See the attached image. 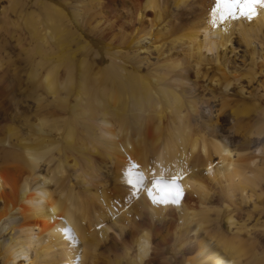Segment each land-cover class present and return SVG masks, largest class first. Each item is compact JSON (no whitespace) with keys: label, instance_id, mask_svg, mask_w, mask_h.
Instances as JSON below:
<instances>
[{"label":"bare ground","instance_id":"1","mask_svg":"<svg viewBox=\"0 0 264 264\" xmlns=\"http://www.w3.org/2000/svg\"><path fill=\"white\" fill-rule=\"evenodd\" d=\"M7 2L0 34L29 61L35 112L14 124L15 98L0 91V264H263L264 224L247 228L248 213L238 225L227 204L239 195L263 210L264 91L245 88L264 83V8L221 20L216 0H80L96 18L91 38L66 0H35L43 16ZM235 26L245 56L206 62ZM160 35L190 61L150 69L139 52ZM173 177L179 204H154Z\"/></svg>","mask_w":264,"mask_h":264},{"label":"rangeland","instance_id":"2","mask_svg":"<svg viewBox=\"0 0 264 264\" xmlns=\"http://www.w3.org/2000/svg\"><path fill=\"white\" fill-rule=\"evenodd\" d=\"M29 1L30 2H28L27 5H25L24 10H26L28 12L34 11V13H37V14H40L43 12V14H41V16H43L44 15V9L37 6V4H35V0H29ZM66 1L68 3V10L70 8L71 11L73 9H75V11L77 10L79 12L80 24L82 25L84 33L89 34V36H91V38H96L98 30L96 31L94 29V27L96 26V18L92 16L91 5L87 6L85 3H83V5H86V6L79 7L80 5H82V4H79L80 0H66ZM5 5L6 6L8 5L7 0H0V8L2 6L5 7ZM76 5L78 7H76ZM40 9H42V10L39 11ZM11 11L10 10L7 11V14L10 17V19H15V13L13 11L12 12ZM38 11L40 13H38ZM253 24H255V22L253 20L251 22L245 21L243 23V25L245 27L246 26L251 27ZM237 27L235 26L236 29L232 32V34L230 36V42L231 43L228 42L226 45V48L218 49L217 51H214V52L207 51L206 49H204L202 51V57L205 58L206 62H207V60H209L208 58L213 57V59H214L216 56H218V59H219V57L224 56V58L227 59L228 66L230 68L232 66H234L235 63H239V61L242 59V57L245 56L244 53L246 51V48L244 46L245 44L241 40V37H239V35L237 33V31H239L238 30L239 28L237 29ZM252 28L254 29V26H252ZM252 31H255V30H252ZM257 31H258L257 35L259 36L258 40H260V41L264 40V28L261 31L259 29H257ZM259 31L261 32V34ZM1 34H0V36H1L0 40H4V38H5L7 41V39L10 38V39H8L9 41H7L8 43L7 42L5 43L4 47H8L7 45H9V48H5V52L7 51V54L11 55V62L8 65L5 64L4 66L0 67L1 68L0 69V86L2 85L0 87V91L3 92V96H2L3 98L2 99H4V101H6V99H7V101L10 100V97L12 96V99L15 98V100L18 102V104H17V102L15 100L13 101L14 107H13V109H11L12 111H10V112H12V113H10V116L14 119L13 120L14 124L17 125L21 122V120H23L26 117H31L32 114H34V112H35L34 103L31 101V99H28V97H26L27 93H29V90H30V85H29L28 81L26 80V74L28 72L30 65L28 63L29 61L26 62L25 60H23L24 56L22 54H20L19 47L17 48V46H16L17 42L15 43V40H13L16 37H14V38L8 37L9 35L4 34L3 32ZM22 37H24V35H22ZM165 38H166L165 36L160 35L156 41L153 40L152 42L149 43V41L147 40L144 43H142V49L139 52V58L145 60L144 62H146L148 64L150 69L161 66V65L165 64L167 61L173 60L175 58L185 59L187 61L188 60L190 61V58L188 55L189 51L187 52L188 49L186 47L184 48L185 45H181V46L177 45L178 47L177 46L171 47L169 40H167ZM11 40H13V41H11ZM9 42H10V44H9ZM153 42H155V43H153ZM13 43H14V45H13ZM22 44L24 45V47H26L25 43H22ZM155 47H160V50H157ZM230 49H232L233 52H231ZM223 53H224V55H223ZM4 56H5V54L3 53L2 50H0V58H2V57L4 58ZM246 58H248V56H246L245 59ZM198 59L199 58L196 55H194L193 59L191 61L195 62ZM3 61H5V60H3ZM145 71H146V67H145ZM189 79L194 80V77L192 74L189 75ZM6 86H7V88H6ZM254 89L259 91L260 93H263L264 83H262L261 78H259L258 82L254 83V85L252 87H246L245 93H246V91L247 92L253 91ZM233 92H234V89L231 88V90L229 91V94L231 95V94H233ZM4 96H6V97H4ZM14 102L17 104L16 107H15ZM215 161H217V160L215 159ZM216 187L213 188L212 190L208 191L209 196H208V201L206 204L208 207H211V205L215 202L214 199L219 196V192H220L219 189L220 188H219V186H216ZM238 197L240 198L239 195L234 196L233 197V203L227 204L228 209L234 211L235 219H236V222L238 223V225L243 224L244 220H246L248 213H249V215H251V213H252L253 216L251 215L252 217H251L250 221L245 223L247 225V228H248V226L253 227L257 223V219H259L258 222H260V224H264V203L262 206L263 210H254L253 211L251 202L245 203L241 199H239ZM263 228L264 227H261L258 230H262ZM109 234L115 235L118 237L119 231L117 230L116 227H111ZM260 237H261V235H260ZM260 237L258 238V240H259L260 246L262 247L263 256H264V250H263L264 249V237L263 238L262 237L260 238ZM259 247L257 245L256 251H258ZM30 255L33 257V254L30 253ZM28 263L29 262L24 260V263H22V264H28Z\"/></svg>","mask_w":264,"mask_h":264},{"label":"snow or ice","instance_id":"3","mask_svg":"<svg viewBox=\"0 0 264 264\" xmlns=\"http://www.w3.org/2000/svg\"><path fill=\"white\" fill-rule=\"evenodd\" d=\"M264 8V0H216V9L215 11L219 13L221 20H225L228 18L235 17L236 15V8L240 9L241 15L244 16L246 19H254L256 15V8ZM189 171L192 170L190 166ZM143 180L142 176L136 177H129L128 183L132 184L134 181L135 183L139 184ZM154 187H159L161 183H167L163 180H155L152 181ZM180 189L176 184V178L173 177L170 181L169 191L165 196H162L159 200L153 198L154 204H176L178 205L180 202ZM141 253L147 254L146 252V242L141 243L140 248Z\"/></svg>","mask_w":264,"mask_h":264}]
</instances>
